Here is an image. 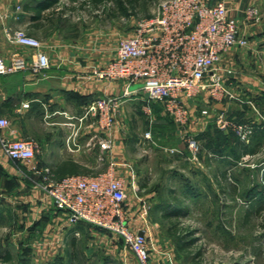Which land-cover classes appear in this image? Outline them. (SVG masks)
I'll list each match as a JSON object with an SVG mask.
<instances>
[{"label": "rangeland", "instance_id": "1", "mask_svg": "<svg viewBox=\"0 0 264 264\" xmlns=\"http://www.w3.org/2000/svg\"><path fill=\"white\" fill-rule=\"evenodd\" d=\"M22 1L0 3L19 8ZM162 1L102 0L96 5L92 0H61L59 7L67 17L60 20L56 16L50 22L65 26L67 38L83 36L91 46L101 47L103 61L108 63L117 42L129 37L139 21L154 15ZM250 4L243 14L244 28L264 23V4ZM249 10L254 11L252 19L246 18ZM239 38L245 41V47L247 38L241 34L240 25ZM237 47L241 48H233ZM223 55L218 68L230 69L232 77L243 70L264 80V62L233 64L222 60ZM134 86L139 88L140 84ZM231 87L235 100L216 102L206 95L191 100L185 134L196 136V154L186 144L177 148L176 138H165V122L177 138L182 134L165 118L162 105L157 104L161 108L151 119L144 113L137 114L135 105L125 108L118 138L121 147L116 149L120 162L113 168L116 176L138 189L136 194L127 195L129 229L145 233L150 264H162L163 258H167L165 264H264V97L255 101L250 93L245 95L239 87ZM219 115L235 126L250 127V134L241 141L231 129L222 130L217 123ZM165 148H176L179 159L166 154ZM0 156H5L1 147ZM1 162L0 264H138L118 238L95 242L90 253L68 244V240L64 245L41 240L34 232L33 212L24 211V206L35 207L38 201L25 195L20 186L26 181L14 175L15 170L25 169L6 160ZM63 167V177L93 176L109 170L107 163L91 169L74 163ZM166 169L175 175L165 176ZM34 177L27 181L32 186L38 180ZM173 226L178 235L169 233ZM21 233L26 236L21 237ZM188 240L191 244L182 251ZM7 255L9 260L5 262Z\"/></svg>", "mask_w": 264, "mask_h": 264}, {"label": "built area", "instance_id": "2", "mask_svg": "<svg viewBox=\"0 0 264 264\" xmlns=\"http://www.w3.org/2000/svg\"><path fill=\"white\" fill-rule=\"evenodd\" d=\"M249 10L246 18L252 19ZM3 35L9 44L29 48L35 53L31 69L35 72L50 67L49 59L41 50V43L23 29L3 27ZM239 38V25L228 12L223 0H164L157 12L139 21L132 34L120 39L114 49V57L95 73L99 80L123 81L127 86L140 84L147 106L156 103L181 131V140L191 153L196 154L199 145L194 135H186L190 121L187 102L202 95L216 102L237 97L231 87L232 71L218 68L221 56L235 46L243 47ZM24 67L19 59L9 65L0 58V79ZM119 99L103 97L93 101L85 111V117L96 119L101 130L112 127L113 114ZM222 130L231 129L239 140L250 134V127L235 126L222 115L217 118ZM8 121L0 116V147L4 155L15 165L31 164L36 145L31 140L12 139L4 130ZM69 127L72 124L68 125ZM150 138V133H145ZM74 139L69 137L67 145ZM90 146L107 153L113 148L110 137H95ZM99 161H103L101 155ZM38 179L35 187L41 190L51 206L64 213L69 223H82L109 237L120 239L134 255L138 264H150V253L145 233L129 229L127 215V185L116 176L113 165L97 175L65 176L56 179L49 168L31 169Z\"/></svg>", "mask_w": 264, "mask_h": 264}, {"label": "crops", "instance_id": "3", "mask_svg": "<svg viewBox=\"0 0 264 264\" xmlns=\"http://www.w3.org/2000/svg\"><path fill=\"white\" fill-rule=\"evenodd\" d=\"M223 2L229 15L240 25V32L246 36L247 45L230 49L223 55L222 60L233 64L234 61L245 63L246 60L256 65L264 62V23L253 28L242 26L244 11L250 3L264 4V0ZM45 3L46 0H23L19 8L16 5L5 7L0 3V58L7 65L19 59L24 64L22 69L0 79V116L9 123L8 128L3 131L4 134L12 139L31 140L36 145L35 163L33 159L31 164H19L26 173L16 170L14 173L24 183L26 181L20 186L25 195L38 201L35 207L24 206L25 212H33V226H36L33 227L34 232L39 233L41 240L61 244L68 240V244L80 246L90 253L95 242L102 243L110 237L82 223H69L66 215L51 206L43 192L35 187V183L32 186V183L27 182L34 177L31 169L49 168L57 178L55 174H64L63 165L67 163L79 164L89 169L94 165L107 163L116 168L120 162L116 158V149L121 147L118 142L120 122L126 106L135 105L137 114L144 113L150 119L160 106L154 103L147 106L144 95L134 85L127 86L120 80L107 82L97 79L95 73L107 64L102 58L104 50L91 46V43L85 42L83 36L78 39L67 38L65 26H54L50 22L56 16L60 20L67 17L59 7L61 0L47 8ZM39 7H45L39 15L31 11L32 8ZM3 27L23 29L29 36L37 39L42 45L41 50L49 59L50 67L40 72L33 71L31 64L35 52L26 47L9 44L3 35ZM248 72L243 73L241 70L240 73H233L231 86L239 87V91L245 95L250 93L257 101L264 97V80ZM103 97L117 98L120 102L113 114L112 127L108 130H101L95 118L84 116L88 105ZM187 103L190 108L192 101ZM164 112L165 118L174 124L166 111ZM69 124L72 126L69 127ZM69 137L74 140L67 145ZM95 137H110L114 142L113 149L101 154L97 146H90ZM169 137L176 138L177 148L185 144L177 138L178 135L169 131L165 122V138ZM165 152L176 159L181 155L176 148H165ZM99 155L103 157V161L98 160ZM4 157L0 156V162L6 160L13 164ZM14 166L16 167L15 164ZM166 175L170 177L175 174L166 169ZM136 190L138 189L134 184L128 183L127 195L136 194ZM138 231L144 233L143 230ZM20 236L25 237L26 233H21ZM166 260L167 258H163L162 264Z\"/></svg>", "mask_w": 264, "mask_h": 264}, {"label": "trees", "instance_id": "4", "mask_svg": "<svg viewBox=\"0 0 264 264\" xmlns=\"http://www.w3.org/2000/svg\"><path fill=\"white\" fill-rule=\"evenodd\" d=\"M130 1V0H129ZM57 2V0H46V8H47V6L49 7V6H51V5H53V4H55ZM92 2L93 3H95L96 5L97 4H100L101 2H102V0H92ZM45 7L43 8H41V7H39V9H31V11L32 12H34V13H36L37 15H39V13H40V11L42 10V9H45ZM25 9H27V7L25 6ZM228 136H230L231 138H233V139H235V135L234 134H229L228 133ZM56 176H57V178H61V177H63L64 176V174H59V173H57V174H55ZM56 178V179H57ZM169 233L171 234V235H178L179 234V231L177 230V228L175 227V226H173V227H171L170 229H169ZM191 240H188V241H185L184 243H185V245L181 248L182 249V251H185V248H187L190 244H191ZM5 262H7L8 260H9V256L7 255L6 257H5Z\"/></svg>", "mask_w": 264, "mask_h": 264}]
</instances>
